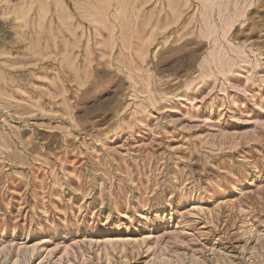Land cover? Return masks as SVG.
<instances>
[{
	"label": "rangeland",
	"instance_id": "obj_1",
	"mask_svg": "<svg viewBox=\"0 0 264 264\" xmlns=\"http://www.w3.org/2000/svg\"><path fill=\"white\" fill-rule=\"evenodd\" d=\"M0 264H264V0H0Z\"/></svg>",
	"mask_w": 264,
	"mask_h": 264
},
{
	"label": "bare ground",
	"instance_id": "obj_2",
	"mask_svg": "<svg viewBox=\"0 0 264 264\" xmlns=\"http://www.w3.org/2000/svg\"><path fill=\"white\" fill-rule=\"evenodd\" d=\"M212 3V2H211Z\"/></svg>",
	"mask_w": 264,
	"mask_h": 264
}]
</instances>
